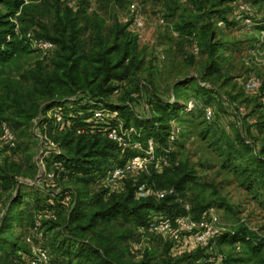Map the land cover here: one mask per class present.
I'll return each mask as SVG.
<instances>
[{"label":"rangeland","instance_id":"obj_1","mask_svg":"<svg viewBox=\"0 0 264 264\" xmlns=\"http://www.w3.org/2000/svg\"><path fill=\"white\" fill-rule=\"evenodd\" d=\"M71 1L79 16L76 56H80L81 67L78 68L86 66L87 73L82 70L75 83L66 77L61 65L65 59L60 57L64 53L55 46L50 51L18 56L0 67V97L5 108L0 119L5 120L16 138L13 146L7 144L0 124V223L9 201L17 195L18 202L8 207L4 231L0 228V264H10V259L18 254L21 257L15 264H25L36 255L37 248L47 250L48 261L55 258L61 262L60 255L53 252V243L64 228L61 218L66 213L56 201L64 204L76 197L85 202V212L104 203L101 194L108 190L103 176L97 174L88 179L79 173H62L54 164L56 155L70 158L79 142L86 146L92 138L81 139L69 130L70 126L61 130L53 119L54 110L45 111L43 106L53 96L78 99L84 98L89 90H94L96 100L99 71L95 67L99 63L92 58L98 56L99 46L116 45L110 55L115 59L124 41L132 42L131 60L123 66L127 75L118 91L106 93L104 99L111 104L128 105L145 115L154 97H172L176 82L192 75L204 77L202 80L210 83L212 90L200 91L195 82L178 90L192 109L182 113L179 122L176 120L181 132L172 149L177 152L175 172L180 175L185 166L199 182L188 185L179 194L180 201L213 206L226 231L244 225L264 238V169L255 171L254 151L244 150L235 140L240 131L256 150L264 145L260 91L247 87L251 78L264 84V31L255 26L264 21V0H225L215 4L224 13L222 19L216 15L211 19L216 26L212 40L218 42L219 48L212 56L216 63L211 68L203 34L177 33L176 25L203 12L192 0H79L78 6L75 5L78 0ZM205 1L211 6L215 0ZM25 3L22 23L33 31L46 25L53 32L57 10L70 0H26ZM133 4L136 11L130 9ZM135 19L141 21V27L135 24ZM202 23L206 24L207 19ZM98 25L101 41L95 35ZM72 62L67 61L68 66ZM208 109L212 111L209 120L205 118ZM44 117L52 119L50 125L39 123ZM111 168L108 164L104 172ZM48 172L54 173V177L47 178ZM52 202L55 206L50 205ZM35 204L51 207L61 217L38 214ZM43 217L47 220L51 217L57 226L51 230L47 228L49 225L42 228ZM98 230H103L126 263L197 264L184 256L169 255L172 237L164 239L122 219L90 228L85 235L97 237ZM13 241L20 248L18 253L12 252ZM210 248L215 254L232 257L229 264H264V252L251 260L243 248L235 251L227 242H216Z\"/></svg>","mask_w":264,"mask_h":264},{"label":"trees","instance_id":"obj_2","mask_svg":"<svg viewBox=\"0 0 264 264\" xmlns=\"http://www.w3.org/2000/svg\"><path fill=\"white\" fill-rule=\"evenodd\" d=\"M192 1L195 4H199L198 7L203 12L176 25L177 33L181 32L184 35L199 32L203 34L205 39H207L205 51L210 55L211 62L209 63V67L211 68L216 63L212 56L217 54L219 50L216 46L218 42L216 43L212 40L216 33V26L211 19L215 15L218 19L219 17L220 19L223 18L224 10L217 6L219 2L225 0H215L211 6H207L205 0ZM25 2L26 0H0V67L18 56L38 51L32 45L33 40L45 39L52 42L56 49L64 53V55H60L62 59H65V61L61 62V65L64 67V75L75 83L76 79L80 78L82 70H84L82 73L88 72L86 66L78 68L81 67L79 65L80 56H76V49L79 42L80 29L78 10H75L76 6H73L70 0V3L65 4L64 7L57 10L53 32L46 25H42V28L33 31L32 28L22 23L23 13L26 10ZM216 3L218 4L215 5ZM75 5H79V0ZM204 18L207 19L206 24L202 23ZM255 26L260 31H264V21L262 24ZM95 35L98 40H102L99 25L95 30ZM130 43L132 42L124 41L119 46L118 55L115 59L110 58V55L118 46H99V50H97L98 56L92 58L95 62L99 63L95 67L99 71V81L95 86L98 95L96 100L93 97L94 90H89L90 92H86V97L84 96V98L69 99V97L54 98L53 96L45 102L43 106L45 111L62 110L64 117L70 122L71 128L69 130L73 134L79 136L81 139L88 136L92 138L91 142L87 143L86 146H81L79 142L74 155L70 158L64 157L62 154L56 155L54 163H61L62 169L57 168L58 171L61 170L59 172L79 173L80 175H84V177H89L88 179H93L97 174L98 177L103 176L105 178V166L108 164L109 166L112 165V167L120 165L132 156L144 154V150L149 147V142L152 143L153 147V160L147 171L140 173L135 179L125 180L124 190L110 194L103 191L101 197L104 203L98 209L85 212V202L83 200L79 201L76 197L70 202L64 201V204L57 200L58 206L63 207V213H66V216L61 218L64 221V228L60 230L56 242L53 243V252L60 255L58 258L59 261L61 259V262H56L55 258H53L52 261H48L45 264H129L123 261L122 257L117 253V247L110 243V239L104 235L103 230L96 231L97 237L94 238H91L89 234L85 235V232L97 225L99 227V225L101 226L117 219H122L137 227H146L151 216L155 213L161 214L170 220L185 214H190L192 218L199 219L204 210L213 207L202 203L191 204L190 202L180 201L179 194L183 193L188 185L199 182L196 181L197 176L191 174L189 168L185 166L183 168L184 171L180 175L175 172L174 165H178L176 163L177 152H174L172 149L177 145L175 144L177 137L174 140L170 139L173 124L175 123L179 126L181 132V125L176 123V120L179 122L181 114H186L192 109L191 106L190 108L188 107L187 100H183L178 94V90L186 88L195 82L196 88L205 92V90H212V85L203 81L202 78L204 77L202 76H188L174 84L171 98L162 99L154 97L149 103L151 107H149V113L145 115L136 113L128 105L107 102L104 99V95L106 93L115 94L120 87V82L127 75V69L123 66L127 60H131ZM67 61H73L71 66H68ZM37 77V75H33V78ZM180 101H183V103L181 104ZM3 105L4 101L0 97V114L5 111ZM102 105L110 110L117 111L124 120V129L129 132L128 137L125 139L128 146L120 147L115 141L109 139L105 135V130L98 125V122L94 121L86 125V120L92 117L94 108L101 107ZM4 121L0 119V124L2 125ZM51 122L52 119L46 117L41 118L39 121V123H45V125H50ZM78 127H83L85 132L77 134L76 129ZM206 132H208V128ZM235 140L239 145H242L244 150L251 151L252 149L254 151L253 157L257 164L255 171L264 169V145L259 150H256L253 144L246 140L240 131L236 133ZM135 143L140 144L141 150L134 147ZM158 160H161L160 168L156 169L155 164ZM261 176L262 174L259 178ZM6 178H9V176H6ZM141 185H145L153 190H165L167 193L160 199L152 195L138 197L136 190ZM262 189L264 194V187ZM16 201L17 195L7 204L6 211L3 212L1 217L3 222L0 223V228L2 227L1 231H4V216L7 215L8 207L17 205L18 202ZM52 203L50 205L55 206L54 202ZM185 203L189 204V210L186 209ZM35 207L38 214L43 213L44 216H54L55 214V217H61L51 207L41 208L38 204ZM43 218L45 220H42V228L49 225L47 228L51 230L57 226V223L51 217H48L50 220H47V217ZM71 224L75 226L70 228ZM76 230L78 232H75ZM216 242H227L233 246L235 251H240L243 248L251 260L264 252V238L256 230L244 225H240L232 231L225 230L210 245L213 246ZM10 246L12 252L14 251L13 253H18L20 250L14 241L10 243ZM171 246L172 244L169 247V255L174 258L184 256V258H188L190 262L194 263L208 257L206 251L201 248L173 256L170 254ZM237 246H239V250H237ZM213 252L215 253L214 250ZM222 256V264H229L233 260L232 257H228L227 255ZM18 257L20 259L21 255L19 256L18 254L15 257L16 259H10V264L17 263ZM172 257L168 260L171 261ZM166 263L168 264L169 262ZM25 264H27L26 261ZM141 264H146V262L142 261Z\"/></svg>","mask_w":264,"mask_h":264},{"label":"built area","instance_id":"obj_3","mask_svg":"<svg viewBox=\"0 0 264 264\" xmlns=\"http://www.w3.org/2000/svg\"><path fill=\"white\" fill-rule=\"evenodd\" d=\"M131 11H136V6L133 4L130 7ZM161 23H164L161 20ZM135 24L138 27L142 26L140 20L135 19ZM32 45L38 49V51L46 52L54 49V44L45 39H35ZM247 87L252 90L260 91V98L262 101L264 109V84L256 78H251L248 80ZM191 104H189L190 106ZM53 119L55 120L57 126L61 130H65L70 126L69 120L64 117L62 110L55 109L53 113ZM206 118H212V111L208 109L206 111ZM98 122L100 128L105 130V135L115 141L120 147L128 146L125 139L128 137L129 132L124 129V120L120 117L117 111L110 110L106 107L94 108L92 112V117L86 120V125L92 122ZM85 125V126H86ZM3 139L9 145H14L16 138L7 124L4 122L2 124ZM76 132H85L83 127H78ZM180 132V127L175 123L170 134V139L174 140L178 133ZM134 147L141 150L139 143H135ZM153 160V147L152 143L149 142V147L144 150V154H137L128 158L124 163L120 165H114L110 170L106 172L104 182L109 193H118L124 189V183L126 179H133L137 177L140 173L147 171ZM56 168L62 169L61 163H54ZM155 168H160V163L158 161L155 164ZM47 178H53L54 173L48 172L46 174ZM165 190H153L141 185L136 190V195L138 197L155 196L160 199L166 195ZM185 207L189 210V204L185 203ZM145 231L151 234H156L164 239L166 237H172V246L170 248V254L173 256L181 255L186 252L195 251L198 248L204 249L208 254L207 258L200 259L197 264H222L223 256L215 255L211 247V242L218 237L225 228L221 225L220 218L214 207H210L201 213L199 219H194L190 214H185L183 216H178L173 220L161 214H153L148 224L145 227ZM137 249V247L135 246ZM239 250V246H237ZM215 255V256H213ZM49 255L47 250L43 248L36 249V255L32 257L27 264H45L48 262Z\"/></svg>","mask_w":264,"mask_h":264}]
</instances>
